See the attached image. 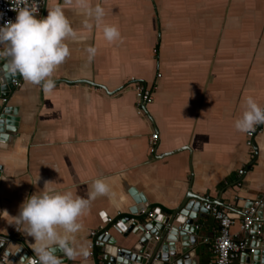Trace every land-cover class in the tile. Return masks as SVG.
<instances>
[{"label":"crops","instance_id":"1","mask_svg":"<svg viewBox=\"0 0 264 264\" xmlns=\"http://www.w3.org/2000/svg\"><path fill=\"white\" fill-rule=\"evenodd\" d=\"M57 3L73 28L84 31L83 16L63 0H46L43 15ZM96 3L107 12L104 23L119 28L122 42L110 44L102 28L95 27L85 40L69 42L71 55L55 72L51 93L21 77L1 93L9 118L0 132V240L11 250L6 261L27 264L34 257L32 238L11 222L46 181H51L48 187L71 188L84 198L95 179L109 183L115 202L98 197L83 218L81 238L90 246L106 228L118 248L132 246L134 239L123 237L106 217L123 219L144 205L168 215L187 197L208 198L228 211L236 219L231 232L246 240L239 219L249 203L264 195V124L256 126L252 158L246 133L237 131L234 122L248 96L264 107V0ZM88 46L98 49L90 63ZM134 81L153 92L142 115L136 112ZM7 125L14 130H6ZM154 131L156 153L150 154ZM194 223L199 228L197 260L210 264L217 222L207 215ZM101 255L100 244L93 246L89 264ZM231 264H242L240 257Z\"/></svg>","mask_w":264,"mask_h":264},{"label":"clouds","instance_id":"2","mask_svg":"<svg viewBox=\"0 0 264 264\" xmlns=\"http://www.w3.org/2000/svg\"><path fill=\"white\" fill-rule=\"evenodd\" d=\"M64 5L83 16L82 28L74 29L65 15L64 7L57 3L39 15L37 0H10L15 21L0 26V86L21 77L26 83L40 86L47 94L55 88L54 74L70 57L69 42L83 41L86 33L101 27L104 39L110 44L122 42L121 32L115 25L104 23L107 12L93 0H63ZM88 62H92L98 49H85ZM245 111L235 120L234 128L242 133L254 131L264 124V107L248 96ZM39 180V175L33 184ZM28 197L20 206L19 214L12 217L17 231L32 238L30 248L34 257L30 264H65L79 260L89 264L90 245L81 238L85 231L83 218L89 214L92 202L107 196L115 202L111 186L104 179H95L87 198L77 195L71 188L57 190L48 187Z\"/></svg>","mask_w":264,"mask_h":264},{"label":"water","instance_id":"3","mask_svg":"<svg viewBox=\"0 0 264 264\" xmlns=\"http://www.w3.org/2000/svg\"><path fill=\"white\" fill-rule=\"evenodd\" d=\"M8 89H13L11 80L0 87V97L1 93ZM5 108L0 99V132L5 129L2 126L3 119H9ZM6 130L13 131L14 128L7 125ZM258 199L264 201V195ZM169 213L163 215L159 209H156L154 215L148 219L145 218L144 222L124 219L118 223L116 230L123 231V237H132L134 239L132 246L118 250L116 241L110 239L109 234L105 235L99 240L102 255L97 259L91 258L92 264H201L197 260L199 228L194 221L208 215L203 210L202 200L187 197L175 211L172 210ZM249 232V230L246 231L247 236ZM262 242H264V221L261 235L255 243H251L256 246L254 254L239 255L242 264H264V243ZM177 243L180 247H177ZM9 251H11L9 244L0 240V264H14L13 259L5 261L7 256L10 257ZM96 260L97 263H95ZM65 263L67 264V260ZM27 264H30V259Z\"/></svg>","mask_w":264,"mask_h":264},{"label":"built area","instance_id":"4","mask_svg":"<svg viewBox=\"0 0 264 264\" xmlns=\"http://www.w3.org/2000/svg\"><path fill=\"white\" fill-rule=\"evenodd\" d=\"M37 3L39 4V15L43 17L46 0H37ZM15 18L16 12L11 10L10 0H0V26H3L7 21L14 22ZM11 83L13 86H17L19 81H11ZM132 85L136 97V112L142 115L145 112L146 105L153 102V92L152 89L144 83L134 81ZM5 100L6 97H3L2 101L5 102ZM258 130L259 128L257 129V127H255L254 131L246 133L245 143L248 147L249 155L252 158L256 155L254 136ZM157 140L158 133L154 131L151 133L148 141V151L150 154L156 153ZM239 172L242 173V170ZM202 207L203 210L217 222L218 226V233L212 243L213 260L210 264H231L232 261L238 258L241 253L245 251L254 253L256 251L255 244L250 246L248 241L255 243L258 236L262 233L264 221V201L262 199H258L251 205L245 207L242 217L239 219L240 230L250 231L246 240L239 239L237 233L231 232L230 228L236 222V219H234L228 211L215 205L208 198L202 202ZM153 215L154 212L148 206L144 205L135 213V215H130L129 217H125L123 219L121 217L115 219L112 217H106V221L111 223V227L115 228L118 223H121L124 219H128L133 222L136 220L138 221V218L140 217H151ZM100 227L103 228L102 226ZM95 234L96 229L90 231L91 236H94ZM108 234L109 230L106 228L103 231V235ZM207 240L208 239L206 238L205 241ZM99 244L100 241H96L94 244H91V255L93 254V246H98Z\"/></svg>","mask_w":264,"mask_h":264},{"label":"bare ground","instance_id":"5","mask_svg":"<svg viewBox=\"0 0 264 264\" xmlns=\"http://www.w3.org/2000/svg\"><path fill=\"white\" fill-rule=\"evenodd\" d=\"M14 247H16V246H14ZM14 247H13V248H14ZM10 254H11V253H10ZM27 256H28V255H24L23 258L25 259ZM22 261H23V260H22ZM18 263L22 264L21 262H18ZM15 264H16V262H15Z\"/></svg>","mask_w":264,"mask_h":264}]
</instances>
